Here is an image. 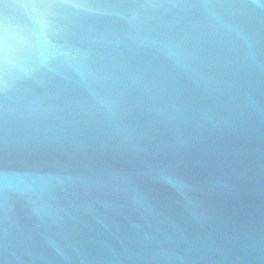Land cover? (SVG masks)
I'll return each mask as SVG.
<instances>
[{"label": "water", "instance_id": "1", "mask_svg": "<svg viewBox=\"0 0 264 264\" xmlns=\"http://www.w3.org/2000/svg\"><path fill=\"white\" fill-rule=\"evenodd\" d=\"M5 38L0 264H264V0H0Z\"/></svg>", "mask_w": 264, "mask_h": 264}, {"label": "clouds", "instance_id": "2", "mask_svg": "<svg viewBox=\"0 0 264 264\" xmlns=\"http://www.w3.org/2000/svg\"><path fill=\"white\" fill-rule=\"evenodd\" d=\"M46 7H55V5H47ZM9 57H10V45L8 40L5 38L2 45H0V61L3 63L4 71L7 73L9 67Z\"/></svg>", "mask_w": 264, "mask_h": 264}]
</instances>
